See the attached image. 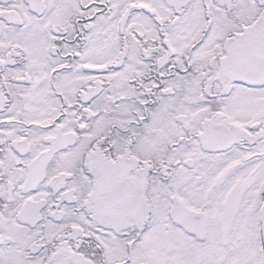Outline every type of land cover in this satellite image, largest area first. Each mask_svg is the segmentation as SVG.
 Returning <instances> with one entry per match:
<instances>
[{"label":"snow or ice","instance_id":"1","mask_svg":"<svg viewBox=\"0 0 264 264\" xmlns=\"http://www.w3.org/2000/svg\"><path fill=\"white\" fill-rule=\"evenodd\" d=\"M0 264H264V0H0Z\"/></svg>","mask_w":264,"mask_h":264}]
</instances>
